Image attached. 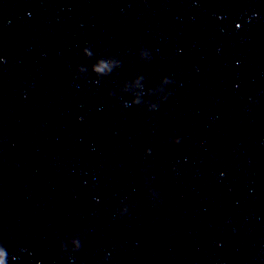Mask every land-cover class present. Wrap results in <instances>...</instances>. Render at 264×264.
Segmentation results:
<instances>
[{"label":"water","instance_id":"95a60500","mask_svg":"<svg viewBox=\"0 0 264 264\" xmlns=\"http://www.w3.org/2000/svg\"><path fill=\"white\" fill-rule=\"evenodd\" d=\"M160 264H264V0H225L183 142Z\"/></svg>","mask_w":264,"mask_h":264}]
</instances>
